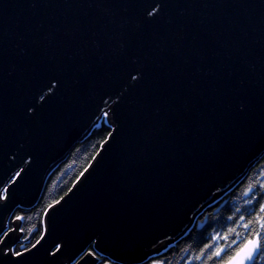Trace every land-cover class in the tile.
<instances>
[{
	"label": "water",
	"instance_id": "water-1",
	"mask_svg": "<svg viewBox=\"0 0 264 264\" xmlns=\"http://www.w3.org/2000/svg\"><path fill=\"white\" fill-rule=\"evenodd\" d=\"M101 121L112 137L40 244L3 264H97L91 246L142 264L204 225L264 156V0H0V188L31 169L0 209L8 247L15 210Z\"/></svg>",
	"mask_w": 264,
	"mask_h": 264
},
{
	"label": "trees",
	"instance_id": "trees-1",
	"mask_svg": "<svg viewBox=\"0 0 264 264\" xmlns=\"http://www.w3.org/2000/svg\"><path fill=\"white\" fill-rule=\"evenodd\" d=\"M109 132L108 124L101 121L48 176L38 202L32 208L15 210L9 225L12 227V220H15L17 216L23 217L19 220L20 231L21 229L23 231H21L20 242L13 248L14 251L21 252L39 240L43 233V218L48 206L60 200L70 190L93 160ZM260 185H264V156L224 198L208 207L199 216L198 221H204L206 218L202 227L198 228V222H195L183 237L142 264H153V261L158 260H162L164 264H223L222 260L216 258L208 260L212 250L218 246L225 247L224 260H226L252 236L253 232L260 231L259 224L256 222L259 212L256 197L264 196V188ZM249 187H252L254 191L249 193ZM259 203H264V198L260 199ZM241 216L245 217L243 221L240 220ZM245 223L249 224V229L244 228ZM229 229L234 231L229 232ZM225 236L228 239H224ZM233 240L235 243H232ZM205 245H212V248L205 250ZM229 245H231L230 248ZM202 250H204V256L199 260L195 259ZM89 251L97 255V264H105L110 260L107 256L98 254L93 246L89 248ZM112 264L117 263L112 261ZM256 264L260 262L257 261Z\"/></svg>",
	"mask_w": 264,
	"mask_h": 264
},
{
	"label": "snow or ice",
	"instance_id": "snow-or-ice-1",
	"mask_svg": "<svg viewBox=\"0 0 264 264\" xmlns=\"http://www.w3.org/2000/svg\"><path fill=\"white\" fill-rule=\"evenodd\" d=\"M156 9L153 11H149L148 15L153 16L155 14ZM132 80H138L142 79L143 74L140 73L139 76L137 75H131ZM54 90L53 85H49L48 92L44 95H41L39 99L41 101H44L46 96L48 94H51ZM28 111L34 112L35 108L32 106H29ZM105 116L108 115L107 112L104 113ZM108 136L111 138L112 133L109 132ZM106 143V142H105ZM95 159V157H93ZM31 162V157L28 158L27 163ZM31 169L28 168L26 170L25 167H19V170L14 172V174L10 177L9 182L5 183L2 188H0V209L7 208L15 195L13 191V186L18 188L20 184L24 181V179L27 177L28 172ZM88 169H85V172H87ZM84 173H81V176H83ZM261 188H264V185H260ZM254 189L252 187L248 188V192H253ZM264 198V196H258L256 197V203L259 204V212L256 216V222L259 224L260 231H255L252 233V236L246 240V242L242 243L238 249L235 251V253L231 256H228L226 260H224V255L226 254L225 247L218 246L214 250L211 251V254L208 256V260H212L214 258L218 260H222L223 264H256L257 261L260 262V264H264V239H262V234H264V203H259L260 199ZM63 199V197L61 198ZM57 204L60 203V201H56ZM49 208H52V205L48 206ZM239 211V209H237ZM17 220H22L23 217L17 216ZM245 217L241 216L240 220H244ZM245 229H249V224H244ZM14 229H8L6 231L0 232V264H3L4 258L10 257V255H14L15 257L22 258L24 255V252H30L29 249L25 248L24 252L20 251H14L12 248L7 246V240L10 239V234L14 232ZM23 231V229H21ZM234 229H229V232H233ZM43 239V237L41 238ZM224 239H228L227 236L224 237ZM232 243H235V240L232 241ZM40 244V241L38 240L36 244H33L32 247L36 248L37 245ZM229 248L231 245L228 246ZM212 245H205V250L211 249ZM5 249H7L5 251ZM59 251V248L57 249ZM90 255L95 256L94 252H90ZM204 256V250L201 251L200 255L195 257V259L199 260L201 257ZM105 264H112V260H108L105 262ZM153 264H164L162 260L153 261Z\"/></svg>",
	"mask_w": 264,
	"mask_h": 264
}]
</instances>
